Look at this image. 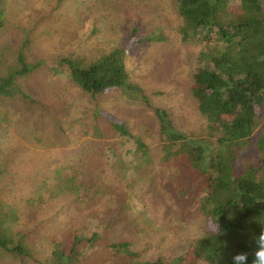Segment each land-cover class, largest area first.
Returning a JSON list of instances; mask_svg holds the SVG:
<instances>
[{
    "label": "rangeland",
    "instance_id": "1",
    "mask_svg": "<svg viewBox=\"0 0 264 264\" xmlns=\"http://www.w3.org/2000/svg\"><path fill=\"white\" fill-rule=\"evenodd\" d=\"M4 2L0 57L12 64L22 43L30 41L23 52L25 59L30 64L40 63V67L18 81L35 104L28 105L27 99L19 96H0V201L15 203L31 227L48 240L63 230L88 228L85 215L98 210L105 223L113 219L115 224L114 229L103 231L106 240L126 236L139 253L138 262L163 257L170 264L205 235L207 222L195 213V199L177 203L174 170L159 173L163 182L149 171L140 179L141 170L133 169L140 167L133 141L104 128L108 122L124 124L151 155H157V108L167 112L177 131L208 138V124L189 91L193 56L206 48L198 42L180 41V20L171 8L163 9L159 0ZM133 28L141 37L161 32L166 39L141 44L128 55L130 79L142 89L145 102L121 96L119 91L92 97L65 75L49 73L62 54L75 53L87 59L122 47ZM0 68L3 74L5 69ZM263 127L264 107L251 146L238 153L239 172L249 166L262 167L256 141ZM106 140L111 143L110 160H106ZM123 156L128 157V169L119 171L111 166ZM58 181L71 182L72 188L62 192L56 186L54 195L50 194ZM119 220L123 224L119 225ZM47 245L41 249L43 255ZM0 264L22 263L0 253ZM108 264L129 263L122 256H112Z\"/></svg>",
    "mask_w": 264,
    "mask_h": 264
},
{
    "label": "trees",
    "instance_id": "2",
    "mask_svg": "<svg viewBox=\"0 0 264 264\" xmlns=\"http://www.w3.org/2000/svg\"><path fill=\"white\" fill-rule=\"evenodd\" d=\"M4 4L0 0V29L5 23ZM159 4L163 9L171 8L180 20L181 42H198L206 48L193 56L189 91L208 124L209 137L193 138L177 131L167 112L157 108V155H151L146 144L122 123L108 122L104 130L133 141V154L139 155L140 163L133 169L141 170L140 179L149 171L163 182L165 178L159 173L174 170L177 203L195 199V213L207 222L205 235L170 264H233V257L241 253H247V264H252L255 238L264 230V127L256 141L262 167L249 166L239 172L236 159L241 150L251 146L255 126L263 116L264 0H159ZM165 41L161 32L141 37L133 28L122 47L87 59L75 53L62 54L49 73L65 75L92 97L119 91L121 96L145 102L142 89L130 79L128 55L141 44ZM29 43H22L12 64L0 57V67L5 69L0 74V96H19L32 105L36 102L26 97L18 82L40 67V63L30 64L25 59L23 52ZM103 145L108 149L106 160H110L111 143L106 140ZM127 158L123 156L111 166L119 171L128 169ZM58 183L50 194L54 195L56 186L62 192L72 188L71 182ZM17 207L0 201V253L22 264H108L112 256H122L129 264H167L163 257L138 262L139 253L126 236L106 240L103 231L114 229L115 224L113 219L105 223L98 210L85 215L90 229L63 230L49 243L47 235L31 227ZM118 223L123 224V220ZM46 244L43 255L41 249Z\"/></svg>",
    "mask_w": 264,
    "mask_h": 264
},
{
    "label": "clouds",
    "instance_id": "3",
    "mask_svg": "<svg viewBox=\"0 0 264 264\" xmlns=\"http://www.w3.org/2000/svg\"><path fill=\"white\" fill-rule=\"evenodd\" d=\"M255 246L256 250L254 252L252 264H264V230H262L259 236L255 238ZM247 261V253L237 254L233 257V264H247Z\"/></svg>",
    "mask_w": 264,
    "mask_h": 264
}]
</instances>
